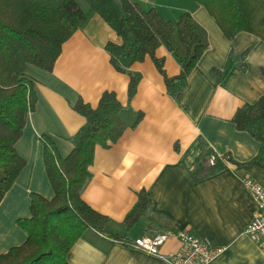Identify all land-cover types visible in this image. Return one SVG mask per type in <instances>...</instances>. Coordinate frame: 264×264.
<instances>
[{
	"label": "crops",
	"instance_id": "1",
	"mask_svg": "<svg viewBox=\"0 0 264 264\" xmlns=\"http://www.w3.org/2000/svg\"><path fill=\"white\" fill-rule=\"evenodd\" d=\"M133 1L143 9L156 7L172 21L189 11L205 29L208 47L175 98L167 94L163 75L147 54L128 66L139 73L136 91L128 101V75L111 64L105 49L106 42L121 43L122 39L96 12H90L85 24L62 43L51 70L27 64L25 74L33 79L36 101L15 143L25 164L0 200V252L25 240L17 219L30 215V193L46 198L54 194L40 136H48L58 153L66 156L73 147L70 136L85 122L73 104L82 99L96 106L107 89L124 106L120 116L128 126L109 147L96 146L92 176L81 192L88 205L108 217L107 232L119 233L130 242L155 231L187 229L220 248L206 264H264V249L245 231L257 209L243 183L249 177L264 186V165L254 159L261 143L232 120L237 108L264 95V40L247 31L228 39L208 11L193 0ZM230 50L246 51L244 70L237 67V59L228 58ZM154 55L162 58L167 76L179 73L178 61L164 45ZM214 69L223 70L224 75L220 77ZM137 111L142 116L131 126ZM259 124L264 134V118ZM201 143L217 154L227 153L232 161L194 178ZM141 189L150 199L149 209L126 230L123 220ZM107 232L87 228L69 249L68 261L171 264L166 257L180 246L170 237L160 255H153Z\"/></svg>",
	"mask_w": 264,
	"mask_h": 264
},
{
	"label": "trees",
	"instance_id": "2",
	"mask_svg": "<svg viewBox=\"0 0 264 264\" xmlns=\"http://www.w3.org/2000/svg\"><path fill=\"white\" fill-rule=\"evenodd\" d=\"M0 0V200L13 183L24 159L15 143L22 133L27 114L34 108L36 96L33 79L26 76L27 64L51 70L62 43L83 26L90 12L98 13L121 37V43L108 41L105 49L111 64L128 75L127 99L133 97L139 73L128 69L129 64L141 61L148 54L163 75L167 94L175 98L186 86L189 73L208 47L205 29L184 10L175 21L166 19L156 7L143 9L133 0ZM202 5L214 18L228 38L240 31L251 32L264 40V0H193ZM164 45L176 58L180 71L167 76L163 60L154 55ZM246 51L228 58L237 59V67L245 69ZM220 77L223 70L214 69ZM264 78V67L261 68ZM73 108L85 122L70 136L73 147L61 156L54 142L40 136L43 158L54 194L46 198L30 193V215L19 217L18 224L26 233L25 240L0 252V264H71L67 253L87 228L106 233L108 217L81 197L92 176L91 165L96 146L109 147L121 136L128 123L120 116L124 106L113 90L102 91L96 106L78 99ZM137 111L131 126L141 118ZM264 118V95L253 103H244L232 116L237 128L249 132L261 143L254 157L264 165V134L260 120ZM202 152L196 159L193 177L214 173L232 158L217 154L201 143ZM214 156L213 163L209 162ZM123 220L128 230L150 206L143 189ZM123 243L129 241L119 233L107 232Z\"/></svg>",
	"mask_w": 264,
	"mask_h": 264
},
{
	"label": "built area",
	"instance_id": "3",
	"mask_svg": "<svg viewBox=\"0 0 264 264\" xmlns=\"http://www.w3.org/2000/svg\"><path fill=\"white\" fill-rule=\"evenodd\" d=\"M213 159L211 155L209 162L213 163ZM243 183L250 190L257 209L245 231L264 249V186L249 177L243 178ZM170 237H175L180 244L177 251L166 257L171 264H206L220 251L219 247L212 246L204 237L187 229L176 233L155 231L150 235L135 237L129 244L149 254L160 255L161 246Z\"/></svg>",
	"mask_w": 264,
	"mask_h": 264
},
{
	"label": "rangeland",
	"instance_id": "4",
	"mask_svg": "<svg viewBox=\"0 0 264 264\" xmlns=\"http://www.w3.org/2000/svg\"><path fill=\"white\" fill-rule=\"evenodd\" d=\"M81 1V5H82V7L85 9L86 8V10H87V6H86V3L83 1V0H80Z\"/></svg>",
	"mask_w": 264,
	"mask_h": 264
}]
</instances>
